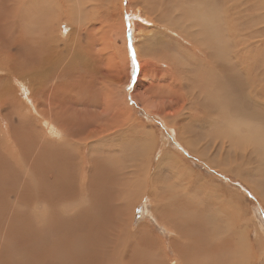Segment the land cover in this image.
I'll use <instances>...</instances> for the list:
<instances>
[{
	"label": "rangeland",
	"instance_id": "1",
	"mask_svg": "<svg viewBox=\"0 0 264 264\" xmlns=\"http://www.w3.org/2000/svg\"><path fill=\"white\" fill-rule=\"evenodd\" d=\"M77 1L79 2H77L79 6H84L83 8L80 6V8L76 0H71L70 5L74 11L76 10L74 15V19L76 20L75 24L73 22L74 19L71 21L73 24H70V27L73 32H76V37L80 36V33L81 37L79 40V37L76 39L75 47H71V43L69 51L70 49H74V52L77 53L75 56V63L77 65L90 63V69L95 74L91 73L90 75L94 77L93 79L85 80L84 87H87L88 91H80L82 95L79 94L77 89L80 87V84L75 85L76 88H72L73 86L64 87L63 92L59 96L62 98V102L58 99L57 101L52 99V103L54 104L61 103L60 106H56L55 110L60 107L65 117L77 123L84 124L93 118L91 107L94 106V111L100 109L99 112L102 116L113 117V128L120 122H126V119H130L135 124L134 130H131L132 134L129 135L130 138L128 137L129 130L119 132L120 134L117 133L116 135L122 136L117 141L113 137L114 130L111 128L106 133V140L109 147L107 150L100 153L99 145L93 144V146H96V148H92L93 150L99 149L97 159L88 156L91 147L80 142V139L84 137L83 135L80 137L71 135L70 148L62 149L58 153L67 171L64 182L58 181L52 172L43 175L38 171L37 167H33L31 170L26 167L22 172L20 171L19 168L23 164L29 165L42 157L20 160L21 162L15 158L16 155L31 151L27 146L30 130L26 131L25 135H28V137L22 140V145L18 149L17 142L14 147L15 149L7 147L9 148L10 154L3 152L0 147V196H5L3 202L9 201L10 203H13L17 198V204L20 207L18 209L19 213L15 216L6 215V213L10 212V207H0V230L8 228L12 234V241L14 242L13 244H8L4 238L3 243L5 248L0 251V257L18 256L35 258L33 250L36 249L41 252L40 257L45 258L47 263L58 260L59 264H114V249L110 248L109 245L115 246L122 239L125 244L126 255L123 259L124 263L122 264H154L152 246L149 248L141 245L139 242L131 246L132 236L135 235L138 239L139 230L144 228L151 239L153 238L158 243L160 242V252L163 258L171 261L170 264H176V262H173L175 261L176 250L171 242L173 239H176V236H173L174 233L170 227L169 229L168 226L161 222L160 214L156 211L161 204L168 203V201H166L167 203L160 202L159 195L162 193V195L169 194L170 196L174 195L181 198L182 202L174 203L177 205L183 204L178 213L183 214L182 212H184V215H188L189 219H185L187 215L181 216V214H178L182 220L184 219V229H187V231L190 229L191 231L193 229L195 230L196 227L195 232L197 234H193L195 237L192 240L189 236H186L185 239L183 238V243L185 242L184 244H187L189 250L193 247L192 250L199 253L201 263L209 264L213 259L217 261L218 257L220 258L217 254L212 259L211 255L215 252L214 248L217 246L214 244L215 241L221 238L224 239L225 237V233L222 234L223 232H220L221 228L222 230L227 229L228 234H230L229 238H232L233 246L237 247L236 244L240 245L239 249L241 253L244 251L241 247L242 244L250 246L251 254L253 255L249 258L247 264H264V153H261L262 150L264 152V137L261 138L262 135L264 136V123H262L264 122V117H261V115L264 116V0H222L219 4L217 3L218 7H221L219 9L221 11V18L223 19L220 28V33H223L220 35L223 38L221 39V42H223L221 45L227 47H223L224 49L221 48L220 66H218L217 54H215L218 52L217 46L212 45L209 48L212 52V58L206 61V57L203 56L201 58L198 53L197 55L194 52L193 44L187 37L165 27V24L160 22V16L165 13V11L161 12L160 0H145L148 3L140 0L138 5H135V1L128 0V4L131 2L134 3L131 8L137 10L135 13L138 15V18L131 25L132 43L130 39L128 40V37L126 38L130 42L129 48L132 51L134 49L137 50L136 52L134 51L133 61L127 62L129 65L127 66L124 60L125 58L123 59L121 56L124 54L122 51L125 48L123 42L121 43L122 40L116 34V30L111 29L110 25L109 27L106 26L104 22L100 21L98 14H96L100 11L99 8L103 4L102 2H106V0ZM168 2L165 8L167 10L171 8L172 10L174 2L172 3L169 0ZM216 2L218 1L215 0V4ZM32 3L34 5L37 4L36 1ZM74 3L76 4L75 6ZM109 4L111 6L109 12L112 11L111 14L113 16L117 15L118 17L121 12L117 10L115 5H119L120 0H109ZM210 4L213 6L212 1ZM81 10H83V14H80ZM37 13L33 16L34 22L38 23L35 24L36 26L34 25L33 30L36 29L34 33L41 34L44 39H49V36H58L63 40L65 38L67 39L69 30L67 29L65 32L66 23L61 22V27L60 25L58 26L60 30L57 32L55 30V17H42L40 11H37ZM26 15L28 20V12ZM153 15H155V19L152 18L154 17ZM142 17L145 21L141 20L143 19ZM157 19L159 23H153ZM80 24H82L81 26L83 28L79 26ZM78 26L82 29H79ZM135 35L138 37H135ZM227 37L228 39H226ZM240 39H244V41L242 40L244 44L239 42ZM244 45L246 46L243 47ZM152 46H155V48ZM142 47L143 52L137 57L136 53H140V48ZM145 47L150 48V51H147ZM49 48L51 49L50 46ZM84 52L88 53L86 54L87 56L84 55ZM147 53H151L152 55ZM193 57L198 60L195 65H193ZM239 58L245 59L249 63V67L237 73V71H234L238 69V64L235 63V60ZM0 69H2L1 65ZM2 71L0 73V82H3V78L6 75V72L4 70ZM125 71L126 73H124ZM218 73L219 77L217 75ZM200 74L202 78H200ZM29 76L32 77L31 74L22 73L15 76V78H8L9 85L13 86L14 95L17 92L16 87L21 88L19 85L21 84L20 82H14L18 80L27 81ZM223 76H226L223 80L228 76H232V81L237 86L244 88L248 99L253 101L251 108L256 109L257 114L255 116L258 115V119L256 118L258 121L255 120V125L253 124V129L257 128L254 135H247L241 129L242 131L239 130L238 133H233L238 138L235 136L233 138V134H231L232 137L228 136L229 134L227 132L230 130V126L226 123V120L224 121L220 116H216L218 110L213 103L209 102V97L204 99L203 92L207 88L209 95L214 96L213 100L215 102L221 103L224 100L222 94L220 96L214 95L218 92V86H224L225 84L222 80ZM35 79L36 77H34L33 81ZM69 82H74L75 84L74 79ZM124 83L126 84L125 89H123ZM80 90H82L81 87ZM109 93L112 100L110 103L111 108L108 109L103 94L107 95ZM17 95L19 96L18 92ZM26 95L27 93L24 92V95L22 94L21 97L25 99ZM220 97L223 100L219 99ZM236 97H239V95H236ZM234 98V95L227 96L225 100L226 105L228 106ZM0 102L4 103L0 108V133L2 134L3 130H9V126L6 125L9 122L8 120L4 121L3 115L9 117L12 125L16 121L6 113L9 110L7 109L8 103L3 101L1 92ZM202 104L209 105L210 110L213 108L211 112L210 110L208 111V115L203 111L204 106ZM222 104H224V101ZM230 110L232 111L233 109ZM231 111L226 112L230 113ZM230 115L232 118L235 116L233 111ZM236 116V118L241 117L240 115ZM178 117L179 119L177 120ZM212 117L215 119H212ZM217 117L219 118L217 119ZM233 120L235 122L239 119L236 120L233 118ZM239 128L236 126V129ZM138 130H141L140 133ZM182 130L185 136H183L184 134L179 135ZM78 131L83 133V131ZM32 132L34 136L35 132ZM1 134L0 137L3 136ZM220 136H223L222 139ZM248 136H254V139L261 138V142L257 140L259 146L261 145L259 150L254 148L256 152L252 151L250 143L246 142L247 139V141H250ZM126 137L129 139L128 144L126 143ZM224 137L228 139L226 140ZM233 139H235L234 142ZM240 139L245 141H241ZM237 141L240 142L237 144ZM151 142L152 144H150ZM242 142L246 145H243ZM56 145L57 143L55 141L45 140L44 142H39L32 138V148L35 150L31 154L40 155L43 150L55 152ZM122 145L124 146L122 151H129L130 157L135 160H137L139 153L143 155V158L140 160V165L145 166L147 164L145 162L150 161L152 164L150 171L157 169L155 172L156 178L152 185V188L157 190L155 196H152L149 185L147 187L143 186V179H130L127 172V177L123 179H118L122 172L117 175H111L115 180L114 185L117 180L121 181L124 187L123 202L127 206V210L111 213L113 202L110 199L100 198H98L99 201H96L89 194V190H91L92 184L97 183L98 187L95 189V192L103 193L101 185L106 180L104 172L107 173L109 169L113 170V168L115 169L113 171H120L119 166L127 162L128 158L126 157H121L120 155L114 156L113 154L109 156L111 152L114 153L120 149V146L123 147ZM194 145H197V149ZM204 147L205 149H203ZM238 147L240 148L237 149ZM241 147L242 149L246 147L244 148L246 150L245 153L244 149L241 150ZM131 149L134 150L132 151ZM239 151L242 156L238 154ZM105 154L107 155L105 156ZM226 156L228 157L226 158ZM112 157H115V159H112ZM89 167H92L95 171L90 173ZM124 168L126 170L129 169V165L127 164ZM177 174L178 177L176 176ZM57 187L61 189L60 193L57 192ZM176 189H181V191L174 192ZM169 191L170 193H168ZM57 195H60L61 198ZM107 195L113 196L116 200L119 199V195L114 191H110ZM187 197L190 202H188L189 200H185ZM193 201L194 203L192 204ZM76 202H79L80 205L76 210V215L73 217L76 225L68 229L57 225L52 231L42 229L36 237H33L30 233L31 228L28 224V219H31L37 226L38 221L35 218V214L38 211L45 213L49 212V207L60 209L64 205H75ZM190 205L193 206L192 212L190 207H188ZM203 212L205 214L204 216H202ZM202 217H205V222L200 223L203 227L200 224L198 225L203 230L202 228L199 229L200 227L196 224L197 222L199 223ZM180 221L177 222L182 224ZM206 223L207 226L205 225ZM205 227H208V229H205ZM14 230L19 232L20 236L15 237L13 235ZM209 231L213 232H210L211 234L208 237L207 234ZM191 232L193 233L194 231ZM214 235L219 236L217 237L218 239L211 237H214ZM171 236L172 239H170ZM260 240L262 241V245L257 248L256 245ZM220 241L217 242L221 244L224 242L223 240V242ZM35 245L38 246L36 247ZM220 246L221 248L223 247L222 245ZM184 256L183 259L185 258ZM221 257L222 259L224 258L223 253ZM20 259L18 258V260ZM184 260L186 262V258Z\"/></svg>",
	"mask_w": 264,
	"mask_h": 264
},
{
	"label": "bare ground",
	"instance_id": "2",
	"mask_svg": "<svg viewBox=\"0 0 264 264\" xmlns=\"http://www.w3.org/2000/svg\"><path fill=\"white\" fill-rule=\"evenodd\" d=\"M6 1H8V2H6ZM33 1H36L37 4L35 3L36 5H34L32 3ZM132 1H135L136 2L135 5H138L140 0H132ZM143 1H144V3H148L149 0L147 2H145V0H143ZM169 1L172 3L174 2L173 6H172L173 7L172 10H171V8L168 10L165 8L166 4L169 3L168 0H160L159 5L162 8L161 12L165 11V13L160 16V19H159L160 22L165 24V27H168L174 31H177L180 33V35L182 34V35H184V37H187L191 41V43L193 44L194 52L196 54L198 53L199 57H201V58L203 56L206 57V61H208L212 58V52L209 50V48L212 45L217 46L218 52L215 54H217L218 66H220V63H221L220 56L222 54L221 48L224 47L221 45L223 43V42H221V39H223V38H222V36H220L221 34H223V33H220V31H221L220 28L222 26V20L223 19L221 18V15H220L221 7H218L217 3L219 4L220 2H222V0H217L218 2H216V4H215V0H169ZM211 1L213 3V6H211V4H210ZM70 2H71V0H0V65L2 66V69H0V73L3 72L2 70H4V72H6V75L3 78V82H0V92L3 95V101L5 103H8L7 109H9V110L6 111V113L16 121L12 125L9 121V117L2 114L4 116V118H3L4 121L8 120V122H9V124H6L9 126V130L5 129L2 131V134L0 133L1 135H3L2 137H0V147H1L3 152L10 154L9 148H7V147H11V148L15 149L14 147L16 146V142H17V149H18V147H20L22 145V140H24L26 137H28V135H25L26 131L30 130V136L27 139V146L30 148L31 151L28 153H25V154L21 153L20 155H16L15 158L20 161V160L30 159V158L40 157V156H42V157L38 160H35L34 162H32L29 165L23 164V166L21 168H19L20 171L22 172L26 167H28L30 170L33 167H37L38 171H40L43 175H47L49 172H52L54 174V176L60 182H64L65 177L67 175V171H66L64 163L60 160L58 153L62 149L70 148V146H71L70 145L71 144L70 136L74 135L75 137H80L83 135L84 137L82 139H80V142L84 143V145L87 144L91 147V150L89 151L88 156L92 157L94 159H97L99 149H100V153H101V152H103L109 148L108 144H107V140H106V133L108 131H110L111 128L114 127V124L112 122L113 117L102 116L99 112L100 109L98 111L95 110L96 111L95 112L94 106L91 107L92 112H93V118L89 119L88 122L82 124V123H77L74 120L65 117L62 114L63 111H61L60 107H58L55 110L56 106H60L61 103H57V102H56L57 104L52 103V99H54L55 101H57V99H58L59 101L62 102V98H60L59 96L63 92V90H64L63 88L66 86L67 87L73 86L72 88H76L75 85L80 84V87L82 88V90H80V87H78L77 89L79 91V94L82 95L80 93V91L81 92H84L85 90L88 91V88L84 87L85 86V80H91L94 78L93 76H90L91 73H94V71L90 69V67H91L90 63H84L81 65H77L75 63V56L77 53L74 52V49H70L71 52L69 51L71 43H72L71 47H75L76 39L79 37L78 38V40H79L81 37V33H80V36L76 37V32H73L71 30V27H70V24L71 25L73 24V23H71V21H73L75 11H76V10L74 11L72 9ZM77 2L78 1L76 0V3ZM128 2H129L128 0H120V4L115 5L117 10H120V12H121V14H119L118 17H117V15L113 16L111 14L112 11L109 12V10L111 8V6L109 4V0H106V2L103 1L102 6H100V8H99L100 11L98 13H96L100 17V21L104 22V24L108 27L110 25L111 29L116 30V34L119 36L120 40H122L121 43L123 42V45L125 48H123L124 51H122L124 53L123 54L124 56L123 55H121V56L123 59L125 58L124 60L126 61V64H127V62H129L131 60L133 61L134 55H135L134 51L135 52L137 51L136 49H134L132 51V49L129 48L130 42H128L126 40V38L128 37V40L130 39V41L132 43L133 40H131L132 39V37H131V32H132L131 25H132L133 21L138 18V15L135 13V12H137V10H135L134 8H131V6L134 5V3L131 2L130 4H128ZM78 3H77V5H78ZM75 5L76 4L74 3V6ZM80 6L78 5V7H80ZM83 6H81V7L83 8ZM140 6H142V5L140 4ZM143 6H144V4H143ZM139 8H141V7H139ZM83 10H81V12L79 11L80 14L84 13V12H82ZM210 10H212V11L210 12ZM37 11L38 12L40 11V14L42 15V17H45V16H47V17L50 16V18L55 17V19H54L56 21V29L55 30L57 32L60 30L58 27L60 25V23L61 22L66 23L65 32L67 29L69 30V34L67 33L68 34L67 39L65 38L63 40V39L59 38L58 36H55V37L49 36V39H44L41 34L34 33V32H36L35 31L36 29L33 30V28L36 26L35 24H38V23L34 22L33 16L37 13ZM27 12H28V17H29L28 20H27V15H26ZM146 12H145V15H146ZM148 13H150V12H148ZM147 16H148V14H147ZM153 16L154 17H152V18L155 19V15H153ZM75 17H77V16H75ZM75 20L76 19H74V21H73L74 24H75ZM141 20L145 21L144 18ZM159 20L157 19V20L153 21V23H155V22L159 23ZM82 22H83V20H82ZM45 23H46V21H45ZM82 24H80L79 26H81ZM76 25H78V24L76 23ZM79 26H78V28H79ZM60 27H61V25H60ZM72 27H74V26H72ZM81 27L83 28V26H81ZM81 27L79 29H82ZM73 30H76V29H73ZM108 30H110V29H108ZM222 32H224V31H222ZM78 33H79V30H78ZM136 36L137 35H135V37ZM69 38H71V39H69ZM226 39H228V37ZM69 40H70V42H69ZM242 40L244 41V39H240L239 42H242V44H244V42ZM223 41H225V40H223ZM149 42H151V41H149ZM59 45H60V47H59ZM49 46L51 47V49L49 48ZM245 46L246 45H244L243 47H245ZM143 47L140 48L141 49L140 53H138V52L136 53L137 57L143 52L142 51ZM152 47L155 48V46H152ZM224 48H227V47H224ZM233 48H235V47H233ZM145 49L147 51H150V48H148V47H145ZM120 52H121V50H120ZM151 53H147V54L152 55ZM234 53H235V51H234ZM86 54H88V53L84 52L85 56H87ZM140 57H142V56H140ZM146 57H148V56H146ZM119 58H120V56H119ZM193 60H194L193 65H195V63H197L198 60L194 57H193ZM235 61H236L235 63L238 64V66H237L238 69L234 70V71H237V73L239 71L241 72L242 69H247L249 67V63L246 62L245 59H243V58L236 59ZM132 65H134V64L132 63ZM127 66H129V65L127 64ZM116 68H117V66H116ZM202 68H203V66H202ZM235 69H236V67H235ZM231 72L233 73V71H231ZM22 73L31 74L32 77L29 76L27 81L18 80L16 82H14V83H17V82L21 83V84H19L21 88L16 87L19 96L17 95V92L14 95L13 94V86L9 85L8 78H15V76L20 75ZM124 73H126V71ZM203 74H205V73L203 72ZM217 75L219 77V73ZM116 76H117V73H116ZM133 76H134V74H133ZM232 76H228L224 80H223V78H225L226 76L225 77L223 76L222 80L225 82V84H224V86L219 85L217 94H214L216 96L217 95L220 96L222 94L223 95L222 98L224 100L221 97L219 99L223 100L224 104H222L223 101H221V100H220L221 103L215 102L213 100L214 96L209 95L207 88L203 92L204 99H207L206 97H209V102L213 103L214 106L218 110L217 111L218 114L217 115L214 114V115L220 116L222 119H224V121L226 120V123L230 126V130L227 132L229 134L228 136H231V134H233V133H238L239 130L242 131L241 129H243L244 130L243 132H245L247 135H249V134L254 135L255 131H257V128L253 129L254 128L253 124H254V121L258 119L257 118L258 115L255 116V114H257L256 109L251 108V106H253V101L251 99L250 100L248 99V96L244 92V88L237 86L232 81V78H233ZM34 77H36L35 81H33ZM200 78H202V75ZM73 79L75 80V84H74V82H69ZM53 80L55 83L52 82ZM39 81L41 82V84ZM243 81H245V80H243ZM34 83H35V85H34ZM126 83H127V81H126ZM244 84H245V82H244ZM122 85H123V83H122ZM125 85L126 84L124 83L123 89H125ZM223 87H225V88H223ZM24 92L27 93V95L25 96L26 97L25 99L21 97L22 94L24 95ZM232 95H234L235 98L227 106L225 103L226 97L232 96ZM236 95H239V97H236ZM190 96H192V95H190ZM83 97H85V96L83 95ZM201 97H202V95H201ZM103 98L105 99V102L108 106V109L111 108L110 103H111L112 98L110 96V93L107 95L103 94ZM215 99H218V98H215ZM205 102H207V101H205ZM30 103H31V105L29 106ZM3 105H4V103L0 102V108ZM165 106H166V104H165ZM203 106H204L203 111L205 112V114H207L208 111L210 110V107H209V105H206V104ZM230 109H233L232 111L235 115L233 118H235L236 120L239 119L235 122H238V123L242 122L241 124L234 122L232 116L230 115L232 113V111ZM211 110H210V112H211ZM168 111H170V110H168ZM226 111H231V112L228 113ZM247 111H249V112H247ZM105 113H107V112H105ZM236 115H238V116L240 115L241 117L236 118L237 117ZM261 117L263 118L264 116L261 115ZM218 118L219 117H217V119ZM178 119H179V117L177 118V120ZM212 119H215V118L212 117ZM125 121L126 122H120L115 128H113V130H114L113 137L117 141L122 137L120 135H116L117 133H119V132L121 133L123 131L129 130L128 137L130 138L129 135L132 134L131 130L132 129L134 130V126H135L134 122L131 121L130 119H126ZM173 123H175V122H173ZM262 123H264V122H262ZM178 124H180V123H178ZM236 126H238V128L239 127L240 128L236 129ZM179 128H181V127H179ZM214 129L217 131L216 128H214ZM78 130L83 131V133L79 132ZM32 131L35 132L34 136H33ZM138 131L140 133L141 130H138ZM180 131H181V129H180ZM142 132H144V131H142ZM182 132H183V130H182ZM182 132L179 135L184 134V132L183 133ZM178 133H179V131H178ZM178 133H177V135H178ZM256 133L258 134V132H256ZM224 134H225V132H224ZM142 136H143V134H142ZM183 136H185V134ZM232 136L234 138L235 134H233ZM128 137H126V139ZM220 137L222 139L223 136H220ZM235 137H237V136H235ZM253 137L248 136V138L251 142L247 141L248 139L246 140V138H245V140H246V142L250 143V145H251L250 148H252V151L256 152V150L254 148H257V150H259V148L261 146V145L259 146V143L257 140H259V142H261L260 140L264 136L262 135L260 139L257 137H256L257 139H254ZM32 138L34 140L39 141V142H44L45 140L55 141L57 143L55 152L43 150L42 154H40V155L31 154V152H33L35 150L32 148ZM190 138H193V137H190ZM224 138H223V140H224ZM239 138H241V136H239ZM185 139H187V138L185 137ZM225 139L227 140L228 138L226 137ZM128 140L129 139H127V142L125 140H123V141H125L128 144ZM180 140H183V139H180ZM234 140L235 139H233V142H234ZM237 140H239V139H237ZM245 140H241V141H245ZM138 141H140V140H138ZM130 142H132V141L130 140ZM186 142H187V140H186ZM199 142H200V139H199ZM238 142H240V141H237V144H238ZM262 142H263V139H262ZM73 143H75V142H73ZM228 143H229V141H228ZM93 144L99 145L98 146L99 149L98 150L95 149L96 146H93ZM123 144H124V142H123ZM150 144H152V142ZM242 144L246 145L244 142H242ZM200 145H201V143H200ZM247 145H249V144H247ZM125 146H126V144H125ZM239 146H241V145H239ZM93 147H95L94 148L95 150L92 149ZM128 147H129V145H128ZM119 148L120 149L116 150L114 153L111 152L109 154V156L111 154H113L114 156L120 155L121 157L128 158L127 162H125L119 166L120 171H118V170L113 171V170H115L113 168V170L109 169L107 171V173L104 172L106 180L101 185V188L103 189V193H96L95 192V189L98 187L97 183L92 184L91 190H89V194L92 195L96 201H99L98 198H100V199H110L113 202V209H111V207H110L111 213L127 210L126 203L123 202L124 187H123L121 181H119V180H117V182L114 185L115 180L112 178L111 175H117V174L122 172V174L120 175L121 177L119 176L118 179H123V178L127 177V175H126V172H127L128 177L130 179L131 178L143 179L144 180L143 186L147 187L149 185L150 193H152V196L153 195L155 196V192L157 190L155 188H152L154 179L156 178L155 172L157 169L150 171L151 166H152L150 161L145 162V163H147L145 166L140 165V160H141V158H143V155H140V153H139V155L137 156V160H135L134 158L130 157L129 151H125V150L122 151V148H124V146L123 147L120 146ZM200 148H202V147L200 146ZM239 148L240 147H238L237 149H239ZM244 148H246V147H244ZM196 149H197V147H196ZM203 149H205V147ZM243 149L241 147V150H243ZM131 150L133 151L134 149H131ZM149 150H150V148H149ZM192 150H194V149H192ZM200 150H202V149H200ZM137 151H139V150H137ZM245 152H246V150L244 149V153ZM135 153H137V152H135ZM192 153H195V152H192ZM261 153H264L263 150ZM238 154H241V152L239 151ZM106 155L107 154H105V156ZM195 155H197V154H195ZM235 155H236V153H235ZM241 156H242V154H241ZM227 157L228 156H226V158ZM113 158L115 159V157H112V159ZM106 160H108V159H106ZM221 160H222V158H221ZM115 161H117V160H115ZM173 162H174V160H173ZM179 162H181V161H179ZM160 163H161V161H160ZM127 164L129 165V169L126 170V168H124V166H126ZM231 164H233V163H231ZM110 168H111V166H110ZM99 169L103 172V170L101 168H99ZM94 171H95V169H93L92 167H89L90 173H92ZM176 176L178 177V174ZM54 180L57 181L56 179H54ZM256 183H258V182H256ZM257 188H258V186H257ZM262 188H263V186H262ZM56 190L58 193L61 192V189L59 187H57ZM110 191H114L117 195H119V199L116 200L113 196L107 195V193H109ZM177 191H181V189L180 190L179 189L174 190V192H177ZM182 191H184V190H182ZM157 193H161V192H157ZM168 193H170V191ZM176 194H178V193H176ZM185 195H187V194H185ZM57 196L59 198H61L60 195H57ZM173 196H170L169 194L162 195V193H161L159 195L160 202L161 201H163V202L168 201V203L166 202L167 204H161L160 207L158 209H156V211L159 212L158 214H160L161 222L164 225L168 226V228L170 227L174 233L173 236L174 235L176 236V239H173L171 241L174 249L176 250L175 251V261H173V262H176V264H203V263H201V261L199 259V253L197 251L192 250L193 247L190 248V250H191L190 251L187 244L185 245L184 244L185 242L183 243V238L185 239L186 236H189L191 240L193 237H195V236H193V234L194 233L196 234V232H195L196 227H195V225L192 224L195 227V230L193 228H191V229H193L191 231H194L193 233L190 231V229H188V231H190V232H188L187 229H184L185 222L183 221L184 219L182 220V218H181V216L184 215V212H182L183 214L178 213V211H180L181 206H183V204H180V205L175 204L174 202H182V201H181V198L176 197V196L173 197ZM184 197H186V196H184ZM4 198H5V196H0V207L2 208L3 206H7V207L11 208L9 213H6L4 211L6 213V215L7 216L17 215L19 213L18 209L20 208L19 205L17 204L18 203L17 198L13 201V203H10L9 201L3 202ZM185 200H189L188 197ZM188 202H190V200ZM61 203H63V202H61ZM172 203H174V204H172ZM193 203H194V201L192 202V204ZM186 204H187V202H186ZM79 206H80L79 202H76L75 205H71V204L64 205L60 209H55V208L49 207V212H45V213H43L42 211H38L35 214V218L38 221L37 226L33 223V221L31 219H28L29 220L28 224L31 228L30 233L33 235V237H36L42 229H45L47 231H52L57 225H60L64 229H68V228L73 227L74 225H76V222L73 220V217L76 215V210L79 208ZM188 207H190V210L192 212L193 206L190 205ZM158 210H160V211H158ZM156 211H155V213H156ZM178 214H181V216ZM185 215H187V214H185ZM204 215L205 214L203 212L202 216H204ZM186 218H188V215L185 217V219ZM180 220H182V221H180ZM177 221L182 222V224L181 223L179 224ZM213 221L215 222V220H213ZM183 222H184V224H183ZM203 222H205V217H202L199 220V223L197 222L196 224L198 227H200L198 224L203 223ZM188 224H189V221H188ZM205 225L207 226V223ZM202 227H200L199 229H201ZM218 228H219V225H218ZM226 228H228V227H226ZM205 229H208V227H205ZM202 230H203V228H202ZM215 231H214V234H215ZM210 232L212 233L213 231H209L207 236L208 235L210 236V234H211ZM220 232L221 233L223 232L222 234L225 233L224 239H222V238L218 239L217 237H219V236H215V235H214V237L211 236L214 239L215 238L218 239L214 243L217 246L214 248L215 252H213L211 255L212 259L214 257H216L217 254L220 256V258L218 257L217 261H214V259H213V261L209 264H247L249 258L253 255V254H251L250 246L247 244L246 245L242 244L241 247L244 251H242V253H241V251L239 249L240 245H238V244H236V242H234L237 245V247L233 246L232 238H229L230 234H228L227 229L222 230L220 228ZM206 233H207V230H206ZM216 233H217V231H216ZM13 235L15 237H17V236H20V233L16 232L14 230ZM170 235H172V234L170 233ZM203 235H205V234H203ZM4 238L6 239V243H8V244L14 243L12 241V234L8 228H5L4 230H0V251L4 250V248H5V245L3 243ZM170 239H172V236ZM219 240H221L220 242H223V241L224 242L221 244V243L217 242ZM137 242H139L141 245L149 247V248L151 246L153 247L154 264H170L171 263V261H169L168 259L163 258L162 254L160 252V249H161V246H160L161 244H159L160 242L158 243V241L154 240L153 238L151 239L149 234L147 233V231L144 228H141L139 230L138 239L135 235L132 236L131 246H134ZM206 242H207V240H206ZM188 243H190V242H188ZM218 243L220 245H222L224 247V249H222L223 247L221 248V246ZM209 245H210V243H209ZM260 245H262L261 240L256 245L257 248H258V246L260 247ZM35 246L37 247L38 245H35ZM109 247L114 249L113 250L114 264L124 263L123 259L126 255H125V244H124L123 240L120 239L116 243L115 246L109 245ZM195 249H197V248H195ZM210 250H211V248H210ZM161 251H163V250H161ZM33 253H34L35 258L18 257V256H16V257H14V256H1L0 257V264H59L58 260H53L51 263H47L45 258L40 257L41 252L36 250V249L33 250ZM222 253L224 255V258L227 257L225 260H223L224 258L222 259V257H221ZM183 255H185L184 257L186 258V262L184 260L185 258L183 259ZM168 256H169V254H168ZM18 258H21V259L18 260Z\"/></svg>",
	"mask_w": 264,
	"mask_h": 264
}]
</instances>
